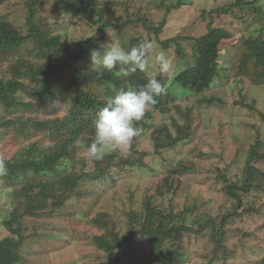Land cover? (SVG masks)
Wrapping results in <instances>:
<instances>
[{"label": "rangeland", "instance_id": "1", "mask_svg": "<svg viewBox=\"0 0 264 264\" xmlns=\"http://www.w3.org/2000/svg\"><path fill=\"white\" fill-rule=\"evenodd\" d=\"M28 1L6 0L0 6V15L6 16L25 36L29 34L26 26ZM102 1L110 2L109 19L117 25L146 16L149 26L161 29L160 33H149L142 22L128 24L120 34L108 30L103 40L80 46L82 41L101 39L99 25L92 27L83 20L61 14L53 0L39 4L37 18L43 29L48 28L50 36L60 35L69 39L71 51L82 53L79 65L87 70H90V50L101 44L119 39L130 48L146 39L154 41V54L167 50L172 58L173 74L168 76L157 72V76L164 77L166 81L170 79L168 87L174 92L177 90L171 82L172 77L195 62L191 49L193 41L189 38L204 36L209 32V26L225 28L233 34V38L221 44L216 56L218 64L227 68L232 66L245 36L256 34L264 38V16L260 17L253 8L248 7L244 12L235 8L230 14L209 15L216 9L235 4L237 0ZM177 5L179 7L176 8ZM257 7L264 12V0H260ZM175 38L181 42L182 49L175 42L164 46L165 41ZM35 47L31 41L25 43L21 57L38 65L45 63L41 55L34 56ZM0 67V79L3 75L10 77L3 71L7 64ZM242 79L239 77L237 83L238 78L232 72L221 73L215 85L202 96L178 98L165 114L153 112L150 120L153 127L165 126L173 137H177V127H184L186 140L159 154H155L149 138L140 140L137 149L145 154L146 167L110 171L105 180L87 185L94 192L81 197L72 196L62 213H46L40 218L24 216L22 264H156L151 261L149 245L144 240L133 239L138 237L135 233L141 228L140 222L145 220V207L149 201L163 214H172V227L181 229L180 242L170 240L162 246L165 250H180V264H262L264 178L252 180L246 190L243 186L248 179L249 166L264 174V160L250 158L251 148L258 141L264 143V86H254ZM58 89L61 101L57 104L65 108L64 103L75 94L71 77H64ZM203 97L215 101L212 100L213 104L199 103ZM153 130L149 129L147 133L151 134ZM166 136L168 141L172 140L169 134ZM37 139L38 136L26 138L11 132L0 145V159L12 158L20 147ZM127 149L128 146L121 151L126 152ZM263 150L264 145L257 146L258 154ZM79 154L81 159L87 158L83 151ZM179 165L185 168L184 174L174 178L173 168ZM171 177L173 179L162 185ZM2 181L0 240L12 236L4 224L14 211L12 190L6 189ZM229 187L231 191L233 188L232 193L237 198L229 193ZM131 215L140 222H133ZM104 216L105 231H102L95 221ZM224 217H227L223 228L226 236L218 248L214 236L221 230ZM100 235L110 241H126L110 263L109 255L93 242V238ZM139 236L141 239V234Z\"/></svg>", "mask_w": 264, "mask_h": 264}, {"label": "trees", "instance_id": "2", "mask_svg": "<svg viewBox=\"0 0 264 264\" xmlns=\"http://www.w3.org/2000/svg\"><path fill=\"white\" fill-rule=\"evenodd\" d=\"M43 1H28L26 26L29 34L27 36L20 34L6 16L0 15V66L6 63L7 67L3 71L10 75V77L3 75L4 77L0 79V107H3L0 110V145L4 144V139L11 132L26 138L38 136L37 141L20 147L12 158L0 159L5 162L8 169L7 175L0 177V180H3L6 189L12 190L14 206L11 219L4 224L12 236L0 240V264L24 262L21 252L22 243L25 241L24 227L22 230L24 216L40 218L46 213L53 215L62 213L66 202L72 196L81 197L82 194L94 192L87 185L105 180L110 171L146 167L145 154L137 149L138 142L144 138H149L155 154L186 140L184 127H177V137H173L165 126L153 127L150 124L153 112L165 114L169 112L170 104L178 98L192 99L202 96L215 85L220 74L227 71L238 78L237 83L239 77H243L254 86H264V38L256 34L245 36L232 66L227 68L218 64L216 56L221 44L233 38V34L225 28L209 26V32L204 36L189 38L193 41L191 49L194 52L195 62L172 77L171 82L175 85L177 92L168 87L170 79L166 81L164 77L157 76L164 84L165 91L154 98L155 103L144 119L139 122L138 126L143 129L141 135L128 145L127 151L113 152L100 161L81 159L79 152L94 139L92 124L98 111L105 106L107 98L114 96L120 89L143 87L147 83L148 75L137 71L129 78H119L106 71L98 76L79 65L82 53L76 54L71 51L69 39H63L60 35L50 36L48 28L43 29L41 26L37 13L39 4ZM53 1L56 2L61 14L83 20L92 27L99 25L101 39L85 40L79 43L80 46L103 40L108 30H114L120 34L128 24L136 25L142 22L149 33L154 31L156 35L161 30L149 26L146 16L138 17L135 21L128 20L124 25H117L109 19L112 10L109 7L110 2ZM259 1L237 0L235 4L216 9L209 15L230 14L235 8L244 12L249 7L262 17L264 12L257 7ZM5 2L6 0H0V6ZM29 41L36 45L33 51L34 56L41 55L45 63L38 65L24 56L21 57L20 52ZM172 42L182 49V44L177 38L167 40L163 44L168 47ZM82 51L86 50L82 49ZM67 76L71 77V86L75 94L71 100L64 103L65 109L61 108L57 102L61 101L58 88ZM212 100L215 101V99L203 97L199 103L206 101L213 104ZM262 117L264 118V114ZM153 128L151 134L147 133V130ZM166 134L170 135L171 141L167 140ZM261 145L264 143L258 141L257 145L251 148V160H264V150L262 154L257 152V146ZM62 158L70 163L67 166L60 164ZM77 167L80 169L78 170ZM248 170L249 175L244 183V190L248 189L252 180L264 178V174L255 167L249 166ZM173 171V177L176 178L184 174L185 168L179 165L175 166ZM170 179L173 178L167 179L162 185ZM228 191L237 198V195L232 193L233 188L231 191L229 187ZM145 215L144 222H140L131 215L133 222H140L141 225L135 233L138 237L133 239L144 240L149 245L152 262L180 264L181 256L178 254L180 250L162 248L170 240L180 242L182 239L181 229L174 225L172 227L170 223L173 215L163 214L151 201L146 204ZM104 218L105 216L95 221V225L102 231H105ZM184 221L183 217L182 222ZM226 222L227 217H224L221 230L214 236L218 248L222 246L226 236L223 231ZM126 239L128 241L127 237ZM93 242L109 255L108 263L115 257L121 244L126 243L125 239L110 241L103 235L95 236Z\"/></svg>", "mask_w": 264, "mask_h": 264}, {"label": "clouds", "instance_id": "3", "mask_svg": "<svg viewBox=\"0 0 264 264\" xmlns=\"http://www.w3.org/2000/svg\"><path fill=\"white\" fill-rule=\"evenodd\" d=\"M154 49L155 42L151 40H143L128 48L115 39L90 50V71L98 76L107 71L119 78H129L140 71L147 73L148 79L139 89H120L107 98L92 124L94 139L82 149L87 158L103 160L107 155L123 150L141 135L143 129L138 126L139 122L155 103L154 98L165 91L157 72L168 76L173 74L169 52L161 50L154 54ZM59 163L67 166L70 161L62 158ZM7 171L5 162L0 160V177L6 176Z\"/></svg>", "mask_w": 264, "mask_h": 264}]
</instances>
